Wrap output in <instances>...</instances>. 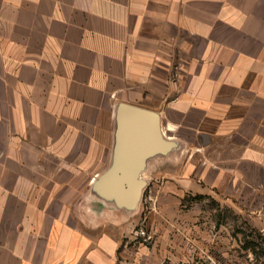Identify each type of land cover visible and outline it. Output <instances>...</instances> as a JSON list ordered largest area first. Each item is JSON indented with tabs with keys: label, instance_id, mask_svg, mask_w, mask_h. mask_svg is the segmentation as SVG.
Wrapping results in <instances>:
<instances>
[{
	"label": "crops",
	"instance_id": "1",
	"mask_svg": "<svg viewBox=\"0 0 264 264\" xmlns=\"http://www.w3.org/2000/svg\"><path fill=\"white\" fill-rule=\"evenodd\" d=\"M121 104L178 144L133 212L91 185ZM249 232L264 235V0H0V264H254Z\"/></svg>",
	"mask_w": 264,
	"mask_h": 264
},
{
	"label": "water",
	"instance_id": "2",
	"mask_svg": "<svg viewBox=\"0 0 264 264\" xmlns=\"http://www.w3.org/2000/svg\"><path fill=\"white\" fill-rule=\"evenodd\" d=\"M115 120L113 160L104 173L94 177L92 191L118 209L133 212L144 199L149 162L169 156L178 144L166 136L161 116L154 111L121 104Z\"/></svg>",
	"mask_w": 264,
	"mask_h": 264
},
{
	"label": "rangeland",
	"instance_id": "3",
	"mask_svg": "<svg viewBox=\"0 0 264 264\" xmlns=\"http://www.w3.org/2000/svg\"><path fill=\"white\" fill-rule=\"evenodd\" d=\"M191 200L192 199H188L187 204H186L188 206V208H186L184 210L191 211V212L195 211V212L199 213V215L197 214L198 216L196 214H194V215H196L194 218H196L198 220H201V219L202 220H220L222 215L226 216V212H224L222 210L221 205H217V203H215L213 200H204L203 202L198 203L199 204L198 207L195 206V208H193L192 205L189 206V204H191ZM203 205H204V209L202 208ZM202 209L204 210L203 213L201 211ZM146 215H147V213H146ZM231 215H228L225 218H227V220L230 221L233 218V214H231ZM144 219H145V216H143V220ZM139 223H140L139 221L137 223H135L129 229V231L135 230L136 228H138L137 225ZM241 231H243V233H239L240 235H242V236H243V234L247 235L246 234V232H247L246 228H245V230H242L240 228V232ZM140 233L144 237L147 236L145 232H140ZM249 235L251 236L252 239L254 238L253 240H251V241H254L252 243V245H253L252 249L256 253V255H254V258H253V263L254 264H264V235L260 232L259 233L255 232L254 234L249 232ZM243 245L245 247L247 246L246 243H244Z\"/></svg>",
	"mask_w": 264,
	"mask_h": 264
}]
</instances>
